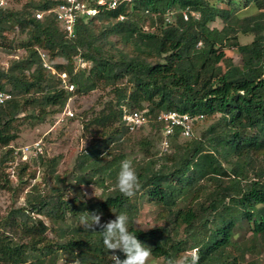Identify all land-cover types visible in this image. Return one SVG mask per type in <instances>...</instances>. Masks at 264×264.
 Here are the masks:
<instances>
[{
    "label": "trees",
    "instance_id": "16d2710c",
    "mask_svg": "<svg viewBox=\"0 0 264 264\" xmlns=\"http://www.w3.org/2000/svg\"><path fill=\"white\" fill-rule=\"evenodd\" d=\"M218 1L123 0L80 19L71 37L52 12L35 15L51 9L55 0H27L19 9H3L0 44L26 51L6 69L0 67V90L11 94L0 104L3 179H8L5 169L13 167L9 145L26 120L42 123L61 112L73 95L99 86L110 88L114 97L85 113L84 128H94L96 139L79 153L69 174L72 189L95 183L102 189L99 197L86 200L76 189L64 199L66 178L55 175L58 159H45L41 153L30 157L18 174L32 163L42 166L43 177L50 173L56 184L47 195L31 193L26 207L8 212L0 226V264H59L63 258V264H113L101 229L81 223L83 212L101 213V223L126 212L129 230L152 249L149 259L162 264L164 258H182L195 247L200 249L199 264H258L245 262L244 256L264 252V0H225L226 9L211 3ZM236 4L258 11L239 28L230 17ZM218 17L224 26L209 27ZM16 28L25 37L5 43L6 34ZM238 29L253 34L252 40L239 42ZM116 41L122 48L117 49ZM227 48L240 54V64L226 56ZM40 52L46 53L54 73L43 66ZM79 57L87 65L74 71ZM61 73L74 90L64 86ZM122 107L141 111L151 128H161L156 116L162 111L202 114L192 130L195 123L218 117L185 141L176 127L165 152L149 154L151 138L139 140L143 161L134 168L141 187L128 198L115 188L121 161L127 159L123 147L135 132L122 121ZM145 201L159 208L163 225L146 230L136 226ZM34 214L45 216L49 224ZM49 229L53 237H47ZM13 230L29 239H17ZM244 230L248 234L239 239ZM115 254L124 258L119 251Z\"/></svg>",
    "mask_w": 264,
    "mask_h": 264
},
{
    "label": "rangeland",
    "instance_id": "374dc122",
    "mask_svg": "<svg viewBox=\"0 0 264 264\" xmlns=\"http://www.w3.org/2000/svg\"><path fill=\"white\" fill-rule=\"evenodd\" d=\"M27 0H10L8 3V8L19 9L23 3ZM221 0L214 3L218 8H228L224 2ZM242 6V7H241ZM232 11H234L230 17L235 18V26L245 24L251 19L255 18L258 11L249 7H243L242 4H236L234 9L231 6ZM224 22L221 18H216L213 22L209 23L211 28H222ZM147 29V25L144 26ZM238 40L241 43H248L252 40L253 34L243 33L241 30H237ZM25 37V34L20 33L16 28L14 31L6 34L5 43L11 40H20ZM3 41L0 39V43ZM115 41V38H113ZM117 49L122 48V44L116 41ZM126 50L131 52L130 47H126ZM26 51L22 48L9 50L0 44V67L6 69L13 59H18L25 56ZM227 57H230L235 64L241 63L240 54L234 48H227L225 50ZM55 62H63L62 59L56 58ZM84 68V67H79ZM114 97L113 92L108 87L99 86L95 90L86 94H76L73 95L67 102L65 108L56 114H52L46 118L42 123H35L30 120H26L21 126H19V135L16 140H14L9 147L14 149V159L12 161L13 167L5 169L8 179H3L0 176V226L2 227L4 219L8 215V212L14 208L26 207L25 199L31 193H43L47 195L51 186L56 184L55 178H53L50 173L43 177L45 170L40 167H36L35 164L29 163L27 169L22 173L18 174L19 168L23 165L25 161H28L32 157V149L36 144L40 145L41 154L45 159L56 158L58 159V164L56 166L55 175L60 178L68 179L64 181V199L71 197L76 189H80L82 193H86L83 196L84 199H96L99 197L102 189L98 184L91 183L88 185L81 184L80 186L73 187L70 186V182L74 184L71 180L69 174L71 173L79 153L90 143L94 142L96 137L94 134L96 130L94 128L86 130L84 128V117L85 113L90 115L91 112L97 111L101 108L104 101L112 99ZM72 114V116H70ZM86 115V116H87ZM217 115L213 118L204 119L198 123H195L193 133L198 135L202 130L206 129L212 122L217 119ZM149 136L152 141V148L150 152H165L166 150L162 147V140L164 138L162 130L158 127H153L147 123L138 131L133 132L129 135L126 144L123 147V151L126 154V158L130 159L133 166L136 163L143 161V150L140 148L139 140L144 137ZM188 138L182 137L181 141H185ZM85 144V146H84ZM28 147V148H27ZM4 148L0 147V155ZM25 153L23 156L22 154ZM10 164V162H8ZM226 167H228L226 165ZM34 174L35 177L31 176ZM2 178V179H1ZM62 186V183L59 182ZM94 186V187H93ZM159 208L148 202H143L141 205L139 214L135 220L136 226L146 230L152 227H157L163 225V217H159L157 214ZM33 218L40 219L45 225L49 224V220L43 215H33ZM10 229H6L5 232L10 233ZM14 231V236L21 240L27 241L29 238H23V236ZM248 233L242 231L239 233L238 238L242 239ZM47 237H53V232L49 229L46 232ZM256 260L258 264H264V252L258 257L253 254L246 253L244 256V261ZM65 258L59 260V264H63ZM67 264H77V262H67ZM79 264V263H78ZM148 264H162L160 259H149Z\"/></svg>",
    "mask_w": 264,
    "mask_h": 264
},
{
    "label": "built area",
    "instance_id": "2783aa9c",
    "mask_svg": "<svg viewBox=\"0 0 264 264\" xmlns=\"http://www.w3.org/2000/svg\"><path fill=\"white\" fill-rule=\"evenodd\" d=\"M10 0H0V13L8 6ZM56 4L46 12L37 11L36 17L42 18L43 15L52 12L57 19L61 29L65 32L67 37L73 36L75 25L80 19H85L95 15L100 8L113 9L123 0H55ZM195 18H199V14L192 12ZM184 19L188 18L187 12H183ZM120 20L123 16L119 17ZM43 66L50 69L53 73L55 70L52 68L46 53L40 52ZM87 63L81 58H77L74 66V71L79 67H85ZM62 82L69 90H74V84L67 81L65 73L59 74ZM11 98V94L5 90H0V104ZM122 121L128 127L129 131H137L149 122V119L143 115L141 111L130 110L122 107ZM72 116V114H70ZM203 118L202 114L190 116L188 113H181L177 110L162 111L156 116V120L160 123V129L163 133L162 147L164 150L168 148L169 136L173 133L176 127L180 128L181 136L191 139L193 137L192 125L195 120ZM28 148V147H27ZM32 157H37L41 152L39 144H36L32 149ZM23 156L25 153L22 154Z\"/></svg>",
    "mask_w": 264,
    "mask_h": 264
},
{
    "label": "clouds",
    "instance_id": "9594fccd",
    "mask_svg": "<svg viewBox=\"0 0 264 264\" xmlns=\"http://www.w3.org/2000/svg\"><path fill=\"white\" fill-rule=\"evenodd\" d=\"M140 187L139 177L132 161L130 159L121 161L116 176V190L125 197L134 198ZM86 195V193H82V196ZM101 216V213L83 212L80 214L81 223L93 231L95 228L101 229L99 234L102 237V243L112 253L113 264H148L149 258L152 256V249L138 240L136 234L129 230L127 213L120 212L115 215V219L108 220L106 223H101ZM117 251L123 254V259L115 254ZM199 253L200 249L195 247L182 258H164L163 264H199Z\"/></svg>",
    "mask_w": 264,
    "mask_h": 264
}]
</instances>
